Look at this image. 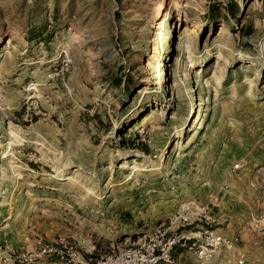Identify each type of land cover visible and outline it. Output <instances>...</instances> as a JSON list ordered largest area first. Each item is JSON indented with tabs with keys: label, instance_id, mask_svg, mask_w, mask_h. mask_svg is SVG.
<instances>
[{
	"label": "rangeland",
	"instance_id": "374dc122",
	"mask_svg": "<svg viewBox=\"0 0 264 264\" xmlns=\"http://www.w3.org/2000/svg\"><path fill=\"white\" fill-rule=\"evenodd\" d=\"M157 1L0 0V264L216 227L264 255V0Z\"/></svg>",
	"mask_w": 264,
	"mask_h": 264
},
{
	"label": "built area",
	"instance_id": "2783aa9c",
	"mask_svg": "<svg viewBox=\"0 0 264 264\" xmlns=\"http://www.w3.org/2000/svg\"><path fill=\"white\" fill-rule=\"evenodd\" d=\"M234 166L238 167V164ZM203 211L205 213L206 207H203ZM203 217L209 219L206 215H203ZM187 219L186 216H180L179 218L183 224L189 223ZM235 239H228L210 230L198 233L190 232L183 235L162 231L154 237L140 240L136 244L125 243L117 249L103 253L98 259L86 262L80 261L79 264H169L172 262L173 251L179 243L194 249L199 257L206 259L219 247L230 248ZM45 250L51 251L52 249ZM239 262L241 263V261ZM74 264L77 263L74 262Z\"/></svg>",
	"mask_w": 264,
	"mask_h": 264
},
{
	"label": "crops",
	"instance_id": "0c3cea01",
	"mask_svg": "<svg viewBox=\"0 0 264 264\" xmlns=\"http://www.w3.org/2000/svg\"><path fill=\"white\" fill-rule=\"evenodd\" d=\"M223 209L226 210V212L219 210L217 218H221L225 221V219L231 216L229 211L232 209H226V207H223ZM190 232H192V229L181 231L178 235H183ZM214 233L224 237L226 236V231H224V229L221 227H216ZM260 245L263 246V243ZM178 247L180 250L177 252V256L175 258L176 264H239L237 259H239L242 264H258L259 262H264V255L258 256V242L254 241L243 244V254H240L237 257H232L225 251L219 250L211 257L205 259L199 257L194 249L184 246L181 243H179L174 250H176Z\"/></svg>",
	"mask_w": 264,
	"mask_h": 264
},
{
	"label": "bare ground",
	"instance_id": "6f19581e",
	"mask_svg": "<svg viewBox=\"0 0 264 264\" xmlns=\"http://www.w3.org/2000/svg\"><path fill=\"white\" fill-rule=\"evenodd\" d=\"M163 2H164V0H158L157 3L155 4V6L153 7L152 12L158 14L160 12V10H161ZM185 30L187 32V36H190V35L193 36L192 34L197 32V30L195 28H193V27L185 28ZM8 42H9V40H8Z\"/></svg>",
	"mask_w": 264,
	"mask_h": 264
},
{
	"label": "trees",
	"instance_id": "16d2710c",
	"mask_svg": "<svg viewBox=\"0 0 264 264\" xmlns=\"http://www.w3.org/2000/svg\"><path fill=\"white\" fill-rule=\"evenodd\" d=\"M237 9H234V11L232 12L233 15H235L237 13Z\"/></svg>",
	"mask_w": 264,
	"mask_h": 264
}]
</instances>
